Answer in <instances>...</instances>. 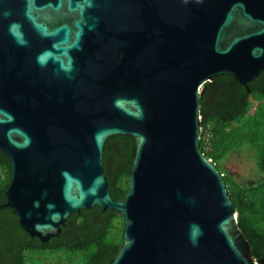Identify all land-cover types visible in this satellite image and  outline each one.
<instances>
[{
	"label": "water",
	"instance_id": "95a60500",
	"mask_svg": "<svg viewBox=\"0 0 264 264\" xmlns=\"http://www.w3.org/2000/svg\"><path fill=\"white\" fill-rule=\"evenodd\" d=\"M264 72V0H0L4 206L48 242L100 206L123 217L107 264H261L200 147L203 85ZM131 136L127 191L104 174Z\"/></svg>",
	"mask_w": 264,
	"mask_h": 264
},
{
	"label": "trees",
	"instance_id": "16d2710c",
	"mask_svg": "<svg viewBox=\"0 0 264 264\" xmlns=\"http://www.w3.org/2000/svg\"><path fill=\"white\" fill-rule=\"evenodd\" d=\"M200 147L224 174L236 204L237 223L264 264V72L244 85L232 75H217L203 85ZM210 132L209 143L205 136ZM207 145V147H206ZM134 140L117 135L104 146V174L114 198L127 191ZM247 151L255 160L258 177L239 179L221 163L231 153ZM0 264H107L122 243L123 217L100 206L72 214L61 233L48 242L32 237L18 216L4 206L11 162L0 149Z\"/></svg>",
	"mask_w": 264,
	"mask_h": 264
},
{
	"label": "rangeland",
	"instance_id": "374dc122",
	"mask_svg": "<svg viewBox=\"0 0 264 264\" xmlns=\"http://www.w3.org/2000/svg\"><path fill=\"white\" fill-rule=\"evenodd\" d=\"M221 167L228 169L241 180L252 181L258 177L256 162L247 151H236L227 156ZM0 170V176H2Z\"/></svg>",
	"mask_w": 264,
	"mask_h": 264
},
{
	"label": "built area",
	"instance_id": "2783aa9c",
	"mask_svg": "<svg viewBox=\"0 0 264 264\" xmlns=\"http://www.w3.org/2000/svg\"><path fill=\"white\" fill-rule=\"evenodd\" d=\"M201 133H202V126H201ZM210 136H211V133L210 132H208L207 134H206V136H205V139H206V143L208 144L209 143V138H210ZM201 138V137H200ZM206 147H207V145H206Z\"/></svg>",
	"mask_w": 264,
	"mask_h": 264
}]
</instances>
